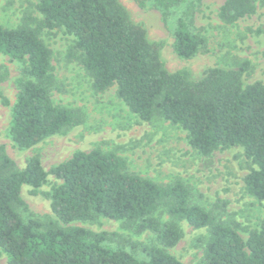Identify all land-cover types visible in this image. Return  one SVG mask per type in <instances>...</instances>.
Masks as SVG:
<instances>
[{
  "label": "trees",
  "instance_id": "1",
  "mask_svg": "<svg viewBox=\"0 0 264 264\" xmlns=\"http://www.w3.org/2000/svg\"><path fill=\"white\" fill-rule=\"evenodd\" d=\"M36 1L42 19L35 27L0 24V54L22 63L9 123L17 148H29L82 121L77 110L55 105L50 97L51 53L39 33L44 27L62 28L74 37L69 55L90 76L94 91L115 86L131 112L145 121L159 116L179 125L189 145L203 155L240 146L255 166L243 178L244 189L264 200V83L243 82L247 62L237 68L209 67L193 79L187 70L164 67L160 44L148 40L145 28L118 0ZM181 1L154 3L168 9ZM254 11L255 0H224L218 15L232 23ZM173 35L180 58H191L203 47V38L184 17L177 19ZM6 75L0 68V80ZM50 172L61 180L48 194L57 220L23 219L18 209L27 206L21 188L28 185L35 193L46 171L36 156L17 168L0 146V249L7 264H185L166 251L182 236L179 220L208 228L203 264H264V215L243 239L235 227L193 203L182 181L157 183L130 173L123 158L98 147L74 151ZM160 206L168 221L153 216ZM97 216L124 221L138 233L148 230L156 243L144 246L140 258L111 246L105 231L71 224Z\"/></svg>",
  "mask_w": 264,
  "mask_h": 264
},
{
  "label": "rangeland",
  "instance_id": "2",
  "mask_svg": "<svg viewBox=\"0 0 264 264\" xmlns=\"http://www.w3.org/2000/svg\"><path fill=\"white\" fill-rule=\"evenodd\" d=\"M118 1L129 18L145 28L148 40L160 44V58L168 71L187 70L191 78L198 79L209 67L237 68L247 62L243 82L264 83V0H255L254 12L232 23L223 22L218 15L224 0H182L168 9L156 6L154 0ZM36 4V0H0V24L8 28L20 24L35 27L42 19ZM179 17H184L192 32L203 38V47L188 59L180 58L173 50V32ZM39 35L51 53L52 102L77 110L82 121L29 148H17L10 138L9 123L18 91L15 80L22 63L0 54L1 71L7 74L0 80V146H4L17 168L36 156L46 171V180L35 188V193L28 185L21 188L20 195L27 206L18 209L23 219L57 220L48 194L61 180L50 169L76 150L98 147L123 158L130 173L157 183L182 181L189 186L193 203L208 210L216 220L235 227L243 239L259 227L264 200L255 199L244 189L243 178L255 166L240 146L217 149L209 155L199 153L189 145L187 132L179 125L159 116L145 121L131 112L116 95L115 86L94 91L90 76L69 55L74 37L64 29L44 27ZM153 216L160 221L170 219L163 206ZM177 223L182 236L166 251L185 264H203L208 228H194L185 220ZM71 224L94 232L105 231L111 235V246L123 247L140 258L145 256L144 246L156 243L152 232L138 233L124 221L103 216ZM0 264H7L1 249Z\"/></svg>",
  "mask_w": 264,
  "mask_h": 264
}]
</instances>
